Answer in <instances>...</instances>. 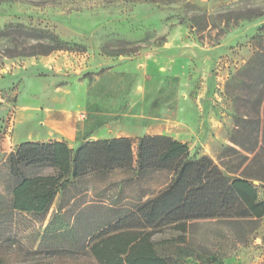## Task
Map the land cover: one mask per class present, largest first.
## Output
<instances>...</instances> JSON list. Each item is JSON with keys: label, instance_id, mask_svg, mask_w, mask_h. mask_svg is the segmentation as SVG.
Masks as SVG:
<instances>
[{"label": "rangeland", "instance_id": "obj_1", "mask_svg": "<svg viewBox=\"0 0 264 264\" xmlns=\"http://www.w3.org/2000/svg\"><path fill=\"white\" fill-rule=\"evenodd\" d=\"M80 1L0 2V31L48 30L68 44L19 55L35 41L0 37V121L10 113L14 135L28 126L38 132L35 118L22 123L19 115L42 105L72 118L81 143L168 135L185 142L192 158L206 155L227 177L249 180L264 200V0ZM256 53L263 55L258 64ZM8 153L0 151L5 194L14 182ZM163 181L162 174L140 184L118 172L105 181L87 177L66 187L52 209L74 199L69 211H77L74 226L84 237L102 213L92 203L124 210ZM12 229L26 248H36V232ZM151 239L173 264H264V216L188 221L185 232L166 227Z\"/></svg>", "mask_w": 264, "mask_h": 264}, {"label": "trees", "instance_id": "obj_2", "mask_svg": "<svg viewBox=\"0 0 264 264\" xmlns=\"http://www.w3.org/2000/svg\"><path fill=\"white\" fill-rule=\"evenodd\" d=\"M18 1L39 5L54 0ZM0 37L35 41L19 55H46L68 46L48 30L21 25L7 26ZM262 56L256 53L253 62H262ZM6 162L14 182L9 193L0 192V264H173L156 254L151 239L155 231L172 227L185 232L188 221L199 219L264 216V200L249 180L227 177L210 157L192 158L185 142L164 134L91 139L76 148L64 140L23 141ZM27 168L50 171L27 175ZM117 172L138 184L154 174H162L164 181L141 191L124 210L92 203L102 213L84 237L74 226L77 211L72 216L69 211L74 199L59 200L51 210L66 187L87 177L105 181ZM14 227L36 232V248H26Z\"/></svg>", "mask_w": 264, "mask_h": 264}, {"label": "crops", "instance_id": "obj_3", "mask_svg": "<svg viewBox=\"0 0 264 264\" xmlns=\"http://www.w3.org/2000/svg\"><path fill=\"white\" fill-rule=\"evenodd\" d=\"M33 118L37 120L36 123L38 124V126H41V128L38 129L39 131L32 132L33 128L28 126L26 130H23L19 135H14L13 125L11 134L3 138V140L1 141V152H10L16 145L23 141L64 140L72 148H75L82 141L76 139L75 128L73 126L74 120H72V118L68 117L66 114L54 111H46V108L42 105L28 106L27 110L20 113L19 122L30 123L33 122Z\"/></svg>", "mask_w": 264, "mask_h": 264}, {"label": "built area", "instance_id": "obj_4", "mask_svg": "<svg viewBox=\"0 0 264 264\" xmlns=\"http://www.w3.org/2000/svg\"><path fill=\"white\" fill-rule=\"evenodd\" d=\"M85 117L84 113H78L79 120H82ZM14 118L13 115H8L4 118V120L0 121V144L3 138L9 136L13 130Z\"/></svg>", "mask_w": 264, "mask_h": 264}]
</instances>
